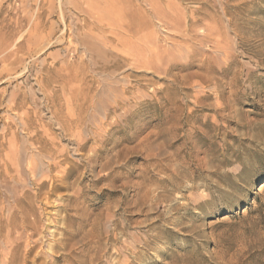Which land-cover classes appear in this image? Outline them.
I'll return each instance as SVG.
<instances>
[{"label":"rangeland","instance_id":"1","mask_svg":"<svg viewBox=\"0 0 264 264\" xmlns=\"http://www.w3.org/2000/svg\"><path fill=\"white\" fill-rule=\"evenodd\" d=\"M0 264H264V0H0Z\"/></svg>","mask_w":264,"mask_h":264},{"label":"bare ground","instance_id":"2","mask_svg":"<svg viewBox=\"0 0 264 264\" xmlns=\"http://www.w3.org/2000/svg\"><path fill=\"white\" fill-rule=\"evenodd\" d=\"M92 22H93V21H92ZM84 46H85V50L87 49L86 51H88V52H91V51H92V49L89 48V46H88L87 43H85ZM83 48H84V47H83ZM86 55H87V54H86ZM87 56H88V55H87Z\"/></svg>","mask_w":264,"mask_h":264}]
</instances>
